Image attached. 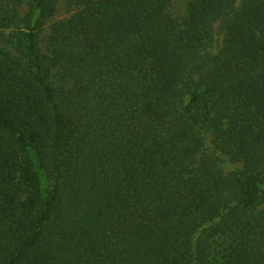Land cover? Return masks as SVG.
I'll use <instances>...</instances> for the list:
<instances>
[{
	"label": "trees",
	"instance_id": "16d2710c",
	"mask_svg": "<svg viewBox=\"0 0 264 264\" xmlns=\"http://www.w3.org/2000/svg\"><path fill=\"white\" fill-rule=\"evenodd\" d=\"M61 1L0 0V264H264V0Z\"/></svg>",
	"mask_w": 264,
	"mask_h": 264
},
{
	"label": "rangeland",
	"instance_id": "374dc122",
	"mask_svg": "<svg viewBox=\"0 0 264 264\" xmlns=\"http://www.w3.org/2000/svg\"><path fill=\"white\" fill-rule=\"evenodd\" d=\"M192 0H174V6H173V13L175 14L176 17H183L187 10L188 6ZM74 13V8L69 3V1H61L59 3L57 12L53 18V20H66L68 19L72 14ZM46 36V32L42 34V38ZM225 34L224 31L220 25V22H217L214 25V45L212 47L213 52H217L219 49L222 41L224 40ZM41 46L44 48V42L43 40L41 41ZM207 142H208V147L211 148L212 150H215L214 147V142H213V137L210 135H207ZM222 161H223V167L226 171H232L239 169L241 167V164L233 160L231 157L222 154Z\"/></svg>",
	"mask_w": 264,
	"mask_h": 264
}]
</instances>
